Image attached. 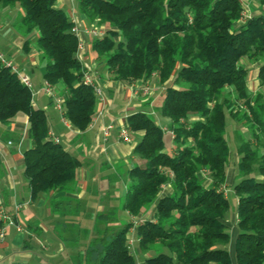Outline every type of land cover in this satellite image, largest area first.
Listing matches in <instances>:
<instances>
[{"label":"trees","instance_id":"obj_1","mask_svg":"<svg viewBox=\"0 0 264 264\" xmlns=\"http://www.w3.org/2000/svg\"><path fill=\"white\" fill-rule=\"evenodd\" d=\"M245 21L241 0H76L89 26L104 27L90 41L97 67L124 84L153 76L163 87L160 115L171 121L172 146L164 130L142 112L127 116L131 134H141L133 155L142 165L127 170L121 209L137 219L136 241L144 264H264V98L246 86L241 61L258 63L264 85V0ZM21 11L14 31L35 35L24 44L44 63V81L62 99L64 119L84 132L97 97L82 85L85 68L76 58L72 18L57 0H0V8ZM23 115L30 146L23 152L31 200L49 193H75L80 162L49 137L43 110L31 91L0 64V124ZM226 115L243 127L236 133L237 235L233 257L225 224L228 200L222 191L231 160ZM195 117V120H190ZM171 193L159 196L163 187ZM153 209V210H152ZM151 218H142L148 212ZM131 223L110 236L94 264H136L128 247ZM23 264V263H14Z\"/></svg>","mask_w":264,"mask_h":264},{"label":"crops","instance_id":"obj_2","mask_svg":"<svg viewBox=\"0 0 264 264\" xmlns=\"http://www.w3.org/2000/svg\"><path fill=\"white\" fill-rule=\"evenodd\" d=\"M241 2L244 12L250 16L257 15L262 10V7L256 3L257 0H241ZM57 7L67 11L71 18L74 15L72 19L77 26L78 22L82 24V27L87 26L82 17L75 16L77 13L76 3L71 0H57ZM11 12V10L8 11L12 14ZM15 14L16 16L10 20L7 18L9 28L4 29L0 24V53L16 66L19 74L29 77L33 93L32 103L35 108L44 111L48 122L49 137L57 138L63 149L77 158L81 166L77 171V191L75 193L55 194L51 192L36 200H31L23 163V152L30 146L27 136V118L19 115L7 126L0 124V216L3 213L12 222V225H7L0 218V229L4 228V237L0 239V264H74L75 261H78L77 258L75 259L66 252L61 244H58L57 248L55 246L56 241L54 237L52 238L51 232L55 229V224L60 218L57 216L53 218L52 211L64 210L68 203L73 201L75 202L74 208L80 209L81 200L86 193H90L92 196L103 195L97 192L92 194L90 188L93 190V185H98L102 179H106L102 176L105 168L110 172L113 171L115 176L117 165H120L118 168L122 171L125 170L126 174L132 165H142L143 162L133 155V149L141 138V134L130 133L131 143H123L118 138V132L125 124L127 116L136 112L145 113L146 104H150L153 95H163V87L158 85L154 76L146 82L124 84L113 81L106 72L98 73V82L103 87V101H98L90 126L84 132H79L62 118L53 99L44 93V63L40 61L39 53L34 49L26 52L24 49L25 42L32 41L35 35L24 37L10 28L13 21L21 15V11L19 10ZM80 40L84 45L81 54L82 66L94 70V62L89 54L91 39L80 35ZM241 64L247 70L246 86L248 91L252 94H261L264 98V88H262L264 85H261L258 80L259 64L250 63L245 59L241 61ZM146 85L150 87V90L152 89L151 93L150 91L146 94L142 92V88ZM195 119V117L190 118V120ZM109 125L112 126V129L109 137L104 141L102 128ZM241 131L245 132L242 129ZM226 174L225 188L227 189L228 185L232 183L234 170L227 169ZM116 184L114 195L125 198L126 183L123 182L121 193L119 192V183ZM170 193L171 188L165 186L159 196ZM18 204L26 205L20 211L15 212L14 206ZM29 207L30 209L27 210L26 208ZM94 211L95 216L101 213L100 216H104V219H108V216L115 217V226L110 229L109 236H106L108 230L103 232V235L100 232V247L96 251L92 252L89 246L87 250H82L85 252L84 258L79 259V263L94 264L97 253H101L103 246L109 241L108 237L110 239L113 233L128 223L132 225L127 235L131 253L137 258L138 256L143 259L147 257V255L140 254L137 246L135 228L139 218L131 217L127 211L121 209V205L112 207L99 203L95 205ZM151 212V210L148 211L142 218H151ZM38 213H42L44 218H38ZM225 224L230 230L229 244L226 249L233 257L237 235L236 212L226 215ZM24 225L27 226V231H25ZM16 226L20 228L19 232L16 230ZM35 247L38 249L34 254L32 251Z\"/></svg>","mask_w":264,"mask_h":264},{"label":"rangeland","instance_id":"obj_3","mask_svg":"<svg viewBox=\"0 0 264 264\" xmlns=\"http://www.w3.org/2000/svg\"><path fill=\"white\" fill-rule=\"evenodd\" d=\"M72 2L76 3V0H72ZM11 11H12L11 12L12 14L8 13V10L0 8V24L4 27V29L9 28L7 18L10 20L12 17H15L16 16L15 13L19 11V8L15 7ZM65 12L67 13V11ZM76 15H78V13H76L75 16ZM18 17L13 21V23L10 26V28L13 29V31L15 29V23L18 20ZM72 18H74V15ZM78 26L79 28H83L82 24H80L79 22H78ZM89 54L92 57V59H94V54L91 51H89ZM93 62H94V68H98L97 63L95 61ZM100 87L103 90V87L101 85ZM262 88H264V86H262ZM151 90H150V93H151ZM153 96H152L153 99L150 102V104H146L144 111L147 115H150L152 120L160 128L164 130L163 139H164L166 149L167 151H169V148L172 146V140H171L172 136L169 131L171 121L168 118L162 117L160 115L159 111L162 105L163 97L160 94H155ZM225 127H226L225 128L226 138L228 139L229 148L231 152V160H230V164L228 165V170L229 169L234 170V176L231 182L237 183L239 179L235 178V165L236 163H238L239 157L236 155V149L238 146V143L236 140V133L237 132L241 133V135L244 138H246V132H242L241 129L242 130H245V129H243V127H241L240 125L237 126L227 115L225 117ZM117 166L119 167L120 165H117ZM118 167H117L116 173L114 172L115 176L113 175V171L110 172L107 170V168H105L104 171L102 172V176L106 177V179L105 178L102 179V181L98 185L96 184L93 185V190L90 188V191H92L91 192L92 194H95L97 192L103 195L92 196L90 195V193H86V195L81 200L80 209L74 208L75 202L73 201L71 203L69 202L68 205L64 208V210L52 211L53 218L55 216L60 218V220H58L57 223L55 224V229L51 232L52 238L54 237L56 241L55 246L57 248V245L61 244V246L66 252L71 254L75 259L77 258L78 261H75L74 264H82V262L79 263V259L84 258L85 252L83 251L87 250L88 246H89V249L92 250V252L96 251V249L100 247V240H101L99 236L100 232L103 235V232H107L108 230L106 236H109L110 229L114 228L115 226L114 225L115 217L108 216L107 217L108 219H104L105 218L104 216H100L101 213H98L97 216H95L96 213L94 210H95V205L99 203H101V205L103 206L110 205L112 207L120 206L123 203L125 198L123 196L122 197L115 196L114 192L117 188L116 183H119V192L120 193L122 192V188H123L122 184L123 182L126 183L128 181V176L124 172L125 170L122 171V169H119ZM226 196H227L228 205H229V211L227 215H229L231 213L236 212L235 211L236 210V198L234 195L233 187L230 185H228L226 189ZM26 209L28 210L30 209V207ZM38 214H39L38 218H42V217L44 218V216H42V213H38ZM24 228H25V231H27L28 228L26 225H24ZM228 233L230 235L229 229H228ZM41 237L43 236L41 235ZM108 240H109V237H108ZM36 249H38V247L33 248L32 252H34V254L36 253ZM134 257L136 260V264H144L143 257H139V256L138 258L136 256Z\"/></svg>","mask_w":264,"mask_h":264},{"label":"built area","instance_id":"obj_4","mask_svg":"<svg viewBox=\"0 0 264 264\" xmlns=\"http://www.w3.org/2000/svg\"><path fill=\"white\" fill-rule=\"evenodd\" d=\"M249 17H250V15L246 14L245 12L242 13V20L243 21H245ZM73 23H74V27L72 28L71 32L78 39V49H77L76 58L81 63V65H83L81 54L83 52L84 45H83L82 41L80 40V35L88 37L91 40L92 39H98V38H101L104 36L106 30L104 29V27H97V26L96 27L95 26H89V27L86 26L83 28H79L74 20H73ZM0 64L6 68H9L12 72H14L18 76L20 83L24 87L29 89L31 91V95L33 96L31 82H30L29 77L26 75L19 74L17 72L16 66L13 65L10 60L6 59L1 53H0ZM81 83L83 86L88 87L93 91V93L97 97L98 101H103V91H102L100 84L98 82L97 74L94 72V70L92 68H89V69L85 68L84 69V71L82 73V77H81ZM43 91L47 96H49L51 99H53L56 109L58 110V112L60 113L62 118H64L63 108H62V103H63L62 99L55 96L53 89L46 82H44V84H43ZM149 91H150V87L147 85L142 88V92L145 94L148 93ZM90 124H89V126H90ZM111 129H112V126H110V125L102 128V138L104 141L107 140V138L109 137ZM118 138L123 143H131L130 131L125 124L120 128V130L118 132ZM50 139L54 143L59 142L57 138H50ZM222 191L226 195V188H223ZM24 205H26V204H18L16 206H14V211L15 212L20 211ZM0 218L7 225H12V222H10L8 220L9 218L7 215L1 213ZM16 230L19 232L20 228L16 226ZM3 237H4V228H1L0 229V239H2Z\"/></svg>","mask_w":264,"mask_h":264}]
</instances>
